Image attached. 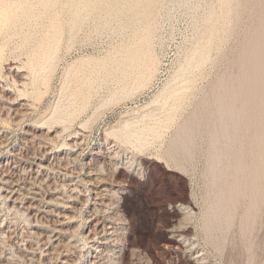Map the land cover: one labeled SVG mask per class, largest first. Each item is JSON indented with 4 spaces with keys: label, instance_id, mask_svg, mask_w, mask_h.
<instances>
[{
    "label": "rangeland",
    "instance_id": "rangeland-1",
    "mask_svg": "<svg viewBox=\"0 0 264 264\" xmlns=\"http://www.w3.org/2000/svg\"><path fill=\"white\" fill-rule=\"evenodd\" d=\"M15 1L9 0L11 4L3 0V5L0 0V84L8 87L7 91L0 93V132L5 135L3 141L0 140V155L3 156L0 161L5 162L9 151L28 147L24 142L28 138L26 131L38 133L39 140L47 142L48 147L52 146V153L56 151L60 156L70 138L77 136L81 144L72 153L75 159L72 158L69 166L85 167L96 150L112 156L109 160H99L101 163L97 164L100 166L99 173L101 171L102 178L106 179L101 184L110 186L112 194L108 195L106 202L115 207L112 217L118 222H125V227L129 228L127 237L140 249L136 264H193L186 253L175 248L167 249L170 237H178V232L173 231L181 225L180 204H186L191 209L192 216L187 221L188 236L194 238L207 264L263 263L264 206L259 214L261 221L252 237L255 244L252 254L237 243L241 206L235 224L220 238L221 251L212 242L219 236L215 234L209 238L205 235L201 213L212 201L216 189L209 187L206 172L210 128L214 120L211 111L214 110L212 100L215 86L222 74L229 82L231 79H228L227 73L235 74L237 71L236 60L245 39L258 20L264 17V0ZM147 39V48L151 46L149 49L156 56L157 70L144 85L128 83L131 92L126 94L121 90L122 83L118 79V71L113 68L114 62H118L124 54L126 61L130 57L134 61L140 60L145 48L143 42ZM141 46L143 48L140 49ZM47 51L54 53L48 71L41 70L43 57L49 55ZM77 62L82 65L79 67ZM179 68L181 74L171 92L153 103L163 84ZM33 71H37L36 76ZM42 71L45 81L41 79ZM13 79L25 81L26 86L14 85ZM40 80L43 82L40 83ZM37 84L41 85L40 88ZM203 100H206V104L202 105ZM22 102L28 103L23 116L12 112L6 114L7 107L20 109ZM52 108L66 113V116L68 114L67 117L63 115L66 118L64 122L55 123L54 119L48 122ZM194 109L197 110V117L193 121V127L196 126L191 156L184 158L176 153L171 154L169 143L177 125ZM132 118L137 120L132 128L138 131V140H126L124 136L115 137L108 133L112 128L122 127L125 119ZM38 124L40 127L35 126ZM48 128L53 131H48ZM57 131L59 134L53 135ZM48 155V158L53 156ZM111 181L112 184L109 183ZM81 198H84L83 195ZM56 201L49 206L71 215V221L65 225L68 237L81 244L82 234L88 233L94 222L91 219L94 209L92 201L86 204L77 201L74 203L76 209L72 210L58 206L61 199ZM1 202L0 199V220L6 218L7 224L14 228L11 235H15L13 240L17 242L20 238L18 235L24 234V222L19 217H13ZM5 239L0 243V250L16 252L11 245L12 238ZM21 243L25 245L20 247H35L33 242ZM37 250L35 257H38ZM72 250L63 246L62 253L54 254V257L61 259L68 251L71 255ZM20 253L23 251L17 254ZM93 253V248L85 247L79 257ZM75 254L78 255L77 252Z\"/></svg>",
    "mask_w": 264,
    "mask_h": 264
},
{
    "label": "bare ground",
    "instance_id": "bare-ground-1",
    "mask_svg": "<svg viewBox=\"0 0 264 264\" xmlns=\"http://www.w3.org/2000/svg\"><path fill=\"white\" fill-rule=\"evenodd\" d=\"M1 1L3 2V0ZM9 3L12 4V2ZM7 6L9 7V5ZM5 8L7 7L5 6ZM57 38H55V40ZM246 38V42L241 48L236 60L237 65H235L237 71H235V74H231V72H229L230 74L227 73V76L229 75L228 79H231V81L226 82L225 74H222V76H220V82L215 86L214 100H212L214 110L211 111V114L214 115V120L212 129L210 128V147L206 160L208 164L206 172L210 181V186H208L216 189L214 190L213 199L211 198L212 201H208L209 203H207L201 213V220L203 222L204 233L207 237L210 238L215 234L219 236V238L217 237V239L212 242L215 243V247L221 251L223 246L220 238L235 224V218L241 206L242 212L239 214L237 225V243L239 247L245 248L252 254L255 250L252 237L254 230L261 221L259 214L264 206V17L258 20L254 25V29H252L251 33H249ZM148 41L147 39L143 42L145 48L142 49L144 51L141 54L143 55L141 56L142 60L140 59L141 62L140 60L134 61L135 59L131 57L128 59L129 61H126L127 57L125 54L121 56V58L119 57L120 59H118V62H114L113 68L118 71V79L122 83L121 90L126 94L130 91L128 89V83L132 82L134 84L138 83L136 85H144L146 81L153 77L154 72L157 70L155 67L156 56L153 54L154 51L149 49L151 46L147 48ZM53 47L56 49V45ZM141 48H143V46H141L140 49ZM47 55L48 57H43L46 66L44 68L42 67L44 64H41V70H47L48 64L50 67V62L53 61L54 53H48L47 51ZM123 57H126V59ZM33 58L32 56L31 59L33 60ZM41 62L43 63L42 60ZM78 62L77 64H79ZM81 65L79 64V67ZM30 70L32 71V69ZM74 70L76 69L74 68ZM180 70L181 68H179L171 78L166 80L161 90L154 98L153 103H157L161 96L171 92L173 84L178 82L177 80L181 74ZM42 72L43 74L41 75L43 77L40 76L42 77L41 79L44 80V71ZM33 73L35 74H33L34 76L37 75V71H33ZM19 77H22V75ZM37 77L39 78V75ZM43 80L39 82L42 83ZM12 81H14V85L19 84L18 86L22 85L23 88L26 86V82L23 80L13 79ZM34 81L35 80H33V83H35ZM36 83H38L37 79ZM45 84L47 83L45 82ZM40 86L38 85L39 88ZM32 88L34 89L33 86ZM7 90L8 87H6V85L0 84V93L1 91L4 92ZM30 93L32 92L30 91ZM212 95H210V97ZM206 100H203L202 105L206 104ZM199 101L201 102V100ZM20 106V109H14L10 106L7 107L6 114L12 112L14 115L23 116L28 109V103L22 102ZM66 107L68 106L66 105ZM60 109L62 110V108ZM63 109L65 110V108ZM64 110L63 112H66ZM64 114L66 116V113ZM64 114L58 111L57 108H54L51 114L49 113L50 116L47 115L48 118H46L49 123L51 119H54L55 121H53L55 123L56 121L62 123L66 119L63 117ZM206 114L207 113H205V115ZM196 117L197 110L194 109L191 114L188 116L185 115V118L180 123L178 122L179 124L169 143L168 150L171 154L176 153L180 157L184 156V158H189L191 156V147L193 146L195 136L194 127L196 126L193 127V121ZM210 119L212 118L210 117ZM136 122L137 120L134 119H125V123L122 127L112 128L108 133L113 134L115 137L124 136L126 140H138V131L132 128ZM35 126L40 127L39 124ZM48 131L53 130H49L48 128ZM26 133L28 134V138H26L24 142L28 147L22 146V149H18L19 151H9V155L5 158V162L2 163L0 161V199L7 207L9 213L13 214V217H19L20 220L22 219L25 229L20 228L24 234H19L18 236H20V238L16 242L13 240V236L15 235H11L14 228H11V226L7 224L8 221L6 218L3 217L4 219L2 221L0 220V243H2V240L5 238H8V240L12 238L11 245L13 250H17L16 252L10 251V253L0 250V260L5 261L4 263L0 261V264H33L34 261L36 262L37 260L39 261L37 264H136L137 257L140 255V249L133 240L127 237L128 234L126 233L129 232V228L128 226L125 227V222H122L121 219V221L118 222V219L112 217L111 213H113L115 207L110 206V203L106 202L108 195L111 193V189L110 186L101 184L105 182L106 179L102 178L101 171L99 173L98 169L100 166L98 167L97 164L99 160L106 158L109 160L112 156L104 154L101 150H96L93 151L85 167H71L69 164H72L70 161L74 158V154L72 155V153L76 148L78 149L81 144L77 136L70 138L68 143L65 142L67 147H65L63 154L60 156L56 151L52 153V149H50L52 146L48 147L47 142L39 140L40 137L38 133L32 130L26 131ZM57 133L58 131L53 135ZM4 137L5 135L3 132H0L1 141H3ZM48 140H50V138ZM48 154L53 155L52 158H48ZM1 157L3 156L0 155V158ZM90 161H92V163H90ZM107 162L110 163V161ZM100 163L101 162H99V164ZM118 181L119 180L116 182ZM109 183L112 184V181ZM81 195H83V199ZM58 199L62 200L58 206L71 210L76 209L74 203L77 201L83 204L88 203L90 200L92 201L94 209L91 219L94 220V222L89 228L88 233L82 234V241L79 239L82 242L81 244H77L68 237V229L65 225L71 221V215L61 209L59 210L49 206V204L54 203ZM179 209L182 214L181 225L173 231L178 232V237L175 239L170 237L171 240L169 244H166L167 249L175 248L182 253H186L188 258L193 260V264H207L203 252L198 249V245L194 242V238L188 236L189 227L187 226V221L192 216L191 209L186 204H180ZM17 225L16 223L15 228L18 227ZM32 239H34V241H32ZM21 242H26V244L27 242H33L35 247L31 245L20 247V245H25V243L23 244ZM16 243L19 245L17 246ZM63 246L71 248V250L73 249L72 251L75 253L77 252L78 255L75 253L73 254L71 251V256L68 251L61 259L55 258L54 254L55 256L56 254H61V247ZM85 247L93 248L94 253L91 255L85 254L83 258H80L81 256L79 257V253H81ZM36 250L38 251V257H35L37 253L35 252ZM19 251H23V253L17 254ZM18 259V262L21 261V263L17 262ZM249 264H253L252 261H249ZM261 264H264V262Z\"/></svg>",
    "mask_w": 264,
    "mask_h": 264
}]
</instances>
